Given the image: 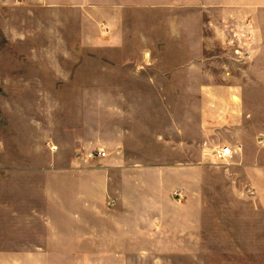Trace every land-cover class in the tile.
<instances>
[{"label": "crops", "instance_id": "crops-1", "mask_svg": "<svg viewBox=\"0 0 264 264\" xmlns=\"http://www.w3.org/2000/svg\"><path fill=\"white\" fill-rule=\"evenodd\" d=\"M171 9L189 23L209 21L214 43L203 52L223 46L248 53L242 77H234L245 79L242 85L213 89L211 107L201 89L196 107L188 108L182 105L185 92L173 107L167 92L75 90L72 85L84 79L6 80V98H19L20 106L5 109V117L11 122L19 115L24 130L37 134L34 145L5 141L11 165L0 172V264L197 258L173 247L179 225L188 226L174 213L192 210L173 198L203 194L205 155L230 147L233 157L221 161L213 154L216 163L238 165L243 175L253 164L264 178V0H0V36L9 42L0 66L12 58L10 37L27 42L29 35L22 27L8 28L7 21L67 13L84 46L109 35L122 44L127 20L141 11ZM193 34L201 35L186 33ZM202 61L217 62L214 55ZM38 149L49 154L46 170L38 166ZM98 151L106 157L88 158Z\"/></svg>", "mask_w": 264, "mask_h": 264}, {"label": "rangeland", "instance_id": "rangeland-1", "mask_svg": "<svg viewBox=\"0 0 264 264\" xmlns=\"http://www.w3.org/2000/svg\"><path fill=\"white\" fill-rule=\"evenodd\" d=\"M45 17L43 20L20 21V24L7 21L8 28L22 27L28 30L29 35L27 42L10 37L14 45L12 58L1 61L5 64L0 66L1 173L11 165L9 157L5 156V152L10 150L5 148V141L18 144L28 141L29 145H34L33 139L37 134L31 127L24 130L19 115H13L11 122L9 116L5 117V109L20 106L19 98H6V80L12 79L14 84L13 79H44L45 82L51 79H84L72 85L73 88L91 92H167L173 96V107L180 106V92H185L186 99L182 97V105L188 108L196 107L201 89L205 106L211 107L213 89L242 85L245 80L234 79L242 77L243 73V58L238 55H235L237 60L234 58L235 48L230 52L223 46H216L210 49L212 53L203 52L204 45L214 43L209 21L189 23L179 10L141 11L126 21L125 29L129 33L121 37L122 44L116 42L115 36L109 35L101 40L94 37L96 41L91 46L79 43L83 37L76 34V26L68 20L67 13H59V18L54 15V19ZM189 30L200 31L201 35L197 39L195 34L186 35ZM195 40H198L197 44ZM8 43L0 36V45L5 46L0 50V58L9 55ZM213 55L217 61L214 64L202 61H209ZM224 74L230 78H223ZM28 107L34 108L35 100L29 99ZM28 150L36 151L30 147ZM215 151L205 155L203 194L174 195L173 198L178 205L192 207L187 213H174V219H187L188 226L179 225L176 230L179 235L176 234L175 238L177 243L173 247L197 258L160 261L162 264H264V178L256 174L257 166L253 164L243 175L238 165L216 163ZM55 155L68 157L67 153ZM35 156L40 162L38 166L43 165L46 170L48 165L43 163L49 159L48 152L40 150ZM262 158L264 161V152ZM32 167L35 168L34 165ZM135 264H151V261L136 260Z\"/></svg>", "mask_w": 264, "mask_h": 264}, {"label": "built area", "instance_id": "built-area-1", "mask_svg": "<svg viewBox=\"0 0 264 264\" xmlns=\"http://www.w3.org/2000/svg\"><path fill=\"white\" fill-rule=\"evenodd\" d=\"M235 54L240 56V58H245L248 56V53L246 51L242 52V49H238L235 51ZM263 146H264V141L262 142ZM55 149V148H53ZM233 149L230 147H223L221 149H218L215 151V157H217V159L221 160V161H226L227 159L233 157ZM106 152L104 151H98V152H93L91 154L88 155L89 159H95V158H99V159H103L106 157Z\"/></svg>", "mask_w": 264, "mask_h": 264}]
</instances>
